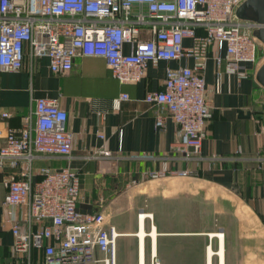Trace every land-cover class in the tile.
<instances>
[{"label":"crops","instance_id":"obj_1","mask_svg":"<svg viewBox=\"0 0 264 264\" xmlns=\"http://www.w3.org/2000/svg\"><path fill=\"white\" fill-rule=\"evenodd\" d=\"M214 52L212 47L205 70L211 116L201 157L190 159L174 148L180 139L177 122L145 96L163 88L167 66L193 65L192 58L150 64L136 83H121L100 56L76 57L75 66L65 74L52 72L45 56L32 64L27 58L19 71L0 72V114L11 113L8 118L0 116L2 130L21 127L37 97L59 98L67 110L66 125L74 133L71 158H40L36 165L55 169L70 165L79 170L78 208L103 212L107 223L117 226V264H151L152 252L160 254L162 264L170 259L172 264H264V87L256 79V67L249 64V77L224 72L217 91ZM122 93L129 98L117 106L114 99ZM160 114L165 125L157 128ZM102 148L111 156L94 157ZM165 164L192 173L148 175ZM157 179H161L158 190ZM6 191L0 172L2 264L11 263L13 245L3 204ZM174 204V211L168 208ZM169 212L176 215H160ZM134 236V250L125 251L123 246L131 244ZM103 255L98 251V256Z\"/></svg>","mask_w":264,"mask_h":264},{"label":"built area","instance_id":"obj_2","mask_svg":"<svg viewBox=\"0 0 264 264\" xmlns=\"http://www.w3.org/2000/svg\"><path fill=\"white\" fill-rule=\"evenodd\" d=\"M245 2L0 0V72L19 71L27 58L32 64L45 56L52 72L65 74L76 57L100 56L121 83H136L150 64L192 58L193 65L167 66L163 88L149 91L145 100L169 112L179 125L174 148L186 159L201 157L211 116L205 75L211 48L217 91L224 72L249 77L248 65L258 71L264 61V44L254 34L260 24L237 14ZM128 98L122 93L115 105ZM67 119L59 98L37 97L21 127L0 128V172L7 189L3 204L13 234L9 264H117V226L108 224L103 212L78 208L79 170L36 165L40 158H71L74 133ZM164 125L160 114L156 127ZM101 156H111L110 150H96L94 157ZM191 173L166 164L148 171L151 178ZM152 258L153 264H160L156 253Z\"/></svg>","mask_w":264,"mask_h":264},{"label":"water","instance_id":"obj_3","mask_svg":"<svg viewBox=\"0 0 264 264\" xmlns=\"http://www.w3.org/2000/svg\"><path fill=\"white\" fill-rule=\"evenodd\" d=\"M237 14L244 19L259 23L254 34L264 44V0H246L237 10ZM257 81L264 87V61L256 73Z\"/></svg>","mask_w":264,"mask_h":264},{"label":"rangeland","instance_id":"obj_4","mask_svg":"<svg viewBox=\"0 0 264 264\" xmlns=\"http://www.w3.org/2000/svg\"><path fill=\"white\" fill-rule=\"evenodd\" d=\"M172 177V176H171ZM170 178V177H169ZM174 178V177H173ZM171 179V178H170ZM160 180L161 179H157L156 181H157V184L155 185V187L154 188H156L157 190L158 189H160V185H161V183H160ZM170 185V187H174L175 186V184H169ZM142 207H140V208H143L144 207V202H143V199H142V205H141ZM175 204L174 205H170L168 208L169 209H171V210H175ZM139 213V212H138ZM138 213L136 212V214L138 215ZM128 216L127 217H131V212H129L128 214H127ZM162 217H163V215H165V216H169V215H173V216H175L176 214H175V212H173V213H171V212H169V213H166V214H163V213H161L160 214ZM128 218V219H129ZM128 219H127V221H128ZM156 219V218H155ZM132 238H133V241H132ZM131 238V240L130 241H132V243L130 244V243H127L125 246H123V249L125 250V251H127V252H130V251H133L134 250V248H135V240H137V237L136 236H134V237H132ZM146 249H147V254H148V238H147V245H146ZM152 254H153V252H152ZM157 254V253H156ZM157 258L159 259V262H160V264H162V261H161V258H160V254H157ZM167 264H172V263H174L171 259L170 260H168L167 262H166ZM151 264H153V258H152V256H151Z\"/></svg>","mask_w":264,"mask_h":264},{"label":"bare ground","instance_id":"obj_5","mask_svg":"<svg viewBox=\"0 0 264 264\" xmlns=\"http://www.w3.org/2000/svg\"><path fill=\"white\" fill-rule=\"evenodd\" d=\"M142 223H143V217H142ZM143 227V225H142ZM144 235H145V232L143 230V228L141 229V231L139 232V236H140V240H141V252L143 253L144 252ZM210 252H211V249H210ZM155 254V252H153ZM222 250H221V254H222Z\"/></svg>","mask_w":264,"mask_h":264}]
</instances>
